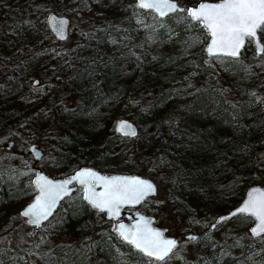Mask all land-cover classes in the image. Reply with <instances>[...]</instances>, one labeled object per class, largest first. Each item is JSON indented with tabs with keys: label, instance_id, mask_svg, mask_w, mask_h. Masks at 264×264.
Instances as JSON below:
<instances>
[{
	"label": "trees",
	"instance_id": "obj_1",
	"mask_svg": "<svg viewBox=\"0 0 264 264\" xmlns=\"http://www.w3.org/2000/svg\"><path fill=\"white\" fill-rule=\"evenodd\" d=\"M177 1L184 9L197 0ZM126 6L138 9L143 23L133 22ZM51 10L69 17L63 39L46 26ZM154 31L166 41L146 52ZM259 35L264 46V32ZM205 40L186 12L158 17L134 0H0V133L15 139L11 152L20 158L31 155L29 142L42 146V168L53 176L84 164L150 176L158 190L139 210L156 222L158 197L179 222L175 233L200 227L208 233L209 223L248 186L264 187V53L255 54L246 41L238 58L214 57L204 53ZM113 105L114 117L136 123V136L114 132L112 119L89 117L93 108ZM76 189L42 223L50 236L70 233L69 241L33 252L2 247L0 264H161L121 241L111 220ZM32 194L30 178L15 184L0 178V200L17 197L23 204ZM249 222L243 214L222 221L213 229L230 224L232 236L211 235L220 240L216 248L194 250L197 239L188 240L189 256L177 259L174 249L164 264H246L255 253L264 257V234L250 236ZM117 252L127 259L120 262Z\"/></svg>",
	"mask_w": 264,
	"mask_h": 264
},
{
	"label": "snow or ice",
	"instance_id": "obj_2",
	"mask_svg": "<svg viewBox=\"0 0 264 264\" xmlns=\"http://www.w3.org/2000/svg\"><path fill=\"white\" fill-rule=\"evenodd\" d=\"M136 6L141 9L154 10L160 17L167 16L177 11L186 12V18L203 25L204 29L210 33L211 43L206 51L214 57L238 58L241 49L246 41L254 42L257 46V53H264V46L260 45L258 32H264V0H218L215 3L201 2L195 8L181 9L176 0H137ZM54 19V18H52ZM142 23V21H139ZM57 23V34L64 37L65 21ZM191 46V45H189ZM256 96V93H251ZM261 100L260 97H257ZM264 102V100H261ZM130 129L127 122H120L118 130L125 135L136 136L135 130ZM79 181L82 185H89L87 192L89 195L85 199L100 209L107 210L109 214H118L120 205L139 203L149 194L155 192L154 185L139 177H112L107 179L97 175L90 169L77 172L71 179L60 183L40 176L36 185L40 190V195L35 202L22 212L25 217H30L29 223L39 226L41 221L47 220L52 215L62 194H66V186L72 181ZM102 181L104 190L96 193L91 187L90 181ZM245 214L254 218L256 226L251 228L253 236L260 237L264 234V191L253 189L249 192L248 198L242 206L237 208L231 216ZM229 217H221L220 221H226ZM218 221V223L220 222ZM137 224L135 230L126 229L125 225H119L120 235L125 241H129L148 257H154L156 261L164 264L175 255L176 241L163 238L161 232L147 227L143 221ZM216 227V225H212ZM191 240L197 237H190Z\"/></svg>",
	"mask_w": 264,
	"mask_h": 264
},
{
	"label": "rangeland",
	"instance_id": "obj_3",
	"mask_svg": "<svg viewBox=\"0 0 264 264\" xmlns=\"http://www.w3.org/2000/svg\"><path fill=\"white\" fill-rule=\"evenodd\" d=\"M125 9L129 18L133 22L139 23V20L143 23V17L138 9H133L130 6H126ZM165 41L166 38L164 36H161L159 32H152L146 40V52L159 51ZM242 86H245V83H243ZM93 109L91 110L89 117H93L94 121L99 122L101 120L113 119L116 106H108L104 111H102L101 108L94 110ZM9 138L13 140V145H15L16 143L13 137L6 136L0 133V143ZM36 145L42 149V146H40L37 142ZM18 161L19 164L18 166H16V163ZM31 162V155L26 158H20L17 153L11 152V149L0 145L1 179L5 178L15 184L24 178H30V176L34 172V166H31ZM35 164L40 165L42 167L40 159H38ZM156 186L158 190V185L156 184ZM79 191V189H76V192ZM157 195L160 196L161 192H158ZM155 199L157 200V202L153 201V204L161 206V213L156 223L158 225L166 226L168 228V233L174 234L176 232V228H178L179 226V222L174 217L170 216V212L168 211L167 206L163 204L158 197ZM21 202L22 201H19L17 197H10L0 200V248L6 246H19L21 248H26L33 252L37 250H45L55 243L69 241L72 238L70 233L59 236H50L48 234V228L42 227L43 224L40 225L41 228H39V226L33 227L26 224L23 218L18 213V209L22 205ZM200 228L198 231H196L200 233V235L195 241L196 245L193 246L194 250H201V248H203L204 246H208L209 250H213L214 248H216L220 240L216 241L211 238V235L214 236L216 233L218 234L219 232H223V235L225 237L232 236V229L230 224L225 226L224 228H211L208 233L204 232L203 228ZM194 231L195 229L193 230V232ZM190 247L191 246L188 243V240L180 236L178 238V246L175 248L177 251L175 255L176 258L179 259L181 257H188ZM218 251L219 252L217 253L221 254L220 249H218ZM257 252H262V250H259ZM256 255H258V253H255L252 257H248L246 264H264V257H261L259 255L258 257ZM116 257L119 259L120 262H123L127 259L124 253L119 252H117Z\"/></svg>",
	"mask_w": 264,
	"mask_h": 264
},
{
	"label": "water",
	"instance_id": "obj_4",
	"mask_svg": "<svg viewBox=\"0 0 264 264\" xmlns=\"http://www.w3.org/2000/svg\"><path fill=\"white\" fill-rule=\"evenodd\" d=\"M201 2L215 3V2H218V0H197L196 2H194L192 4L186 5L184 7V9L195 8ZM176 3L178 4L179 8L182 9V5L180 3H178L177 0H176ZM136 4H137V0H134V5L136 6ZM145 10H148V9H145ZM151 11L156 16L160 17L158 15V13H156L154 10H151ZM52 18H54V19H52ZM60 20H63V21L66 22L65 25H64V37H63V38H65V36L68 34V29H69V17H68V15H66L64 13L57 12V11H53V10L48 11L46 13V15H45V22H46L47 28L54 35V37L57 38V39H63L57 34V31H56V28L58 26L56 22H58ZM201 26L204 29L203 25H201ZM204 31H205V34H206V40H205L202 48H203V51H204V53L206 55H210L206 51V49L209 46V44L211 43V36H210V33H208L206 29H204ZM258 37H259L260 45L263 46V42H262V40L260 38L259 32H258ZM250 43L252 45L253 52L255 54H258L257 53L256 44L254 42H251V41H250ZM36 82H37V78L36 77L31 79V83L32 84H35ZM122 121L123 122H127V125L130 126V129H126V131L127 130H135V132L137 134L138 127H137L136 123L131 118L126 117V116H115L112 119L111 126H112L113 131L118 133L121 136L134 137V136H130V135H125L124 133H122L121 131L118 130V126H119L120 122H122ZM0 145L11 149V151L14 150L13 149V140L11 138H9V139H7L5 141H2L0 143ZM26 150H27V152H29L31 154L32 162H33V165H34V172L30 176V183H31V186L33 188V194L31 195V197L26 202H24L20 206V208L18 209V213L23 218V220H24V222L26 224H28L30 226H33V227H38V226L29 223L28 221H29L30 217L23 216L22 212L25 211L28 208V206H30L32 203H34L36 197L40 195V190H39V188L37 187V185L35 183V181L40 176L45 177L46 179L52 181L53 183H60V182H63L65 180L71 179L79 171L90 169V170L94 171L95 173H97V175H99L101 177H105L107 179H111L112 177H127V178L139 177V178H141L143 180L150 181L154 185L155 189L157 190L156 183L150 178V176L143 175V174L135 172V171H111V172H105V171H102V170H100V169H98V168H96V167H94L92 165H88V164L80 165V166L76 167L74 170H72L71 172H69L67 174L53 176V175H50L48 172H46L40 165H36L35 164V162L40 158L42 151H41V148L39 146H37L34 141H31V142H29L27 144ZM90 185L95 190L96 193L102 192L104 190L102 181L92 180V181H90ZM88 187H89V185H82V184L79 183V181H75V180L72 181L71 184H68L66 186V194H62L61 195V198L58 200L55 208L52 209V214L56 210L59 202L65 196L69 195L76 188H79L83 200L89 205V207L92 210L102 212L103 216L106 219L113 221L112 231L117 235V237L121 241L127 243L133 250L137 251L142 256L148 257L143 252H141L139 249L135 248V246L133 244H131L129 241H125L123 239V237L120 235V232L118 230L120 224L125 225L126 229H132L134 231L137 224H141V227L144 226L143 223L141 222V218H143V221L147 223V227L148 228H151L153 230L161 232L163 238H165V239L175 240L176 241V247L178 246V238L180 236H182L183 238H185V239H187L189 241H191L190 237H197L198 236V232H193V231H187V232L175 233V234L168 233L167 228L165 226L156 224L155 218H154V216L152 214L144 212V211H141V210H139L137 208V206L146 197L143 200H141L139 203H130V204L120 205L119 209H118V214H115V215L109 214V212L107 210L101 211L100 209L94 207L90 203L89 200L85 199V196L89 195V193L87 192ZM253 189H258V190L264 191V187L261 186V185H258V184H253V185L248 186L245 189V191H244L242 197L240 198V200L234 206H232L231 208H229V209L217 214L215 216L214 220L209 223L208 228L211 229V228H213L212 225H214V224L216 225V224H219L220 222H222V221H220L221 217H229V218L233 217V216H231V213H233L237 208L242 206L244 201L248 198L249 192L252 191ZM156 190H155L154 193L149 194L147 197L154 195L156 193ZM243 215H245V214H243ZM51 216H49L48 219ZM249 218H250V222H249V224L247 226V231H248V234L250 236H253L252 233H251V228L256 226V221L254 220V218H251V217H249ZM45 221L46 220L41 221L40 225L42 223H44ZM218 221H220V222L218 223ZM148 258L156 261L154 257H148Z\"/></svg>",
	"mask_w": 264,
	"mask_h": 264
},
{
	"label": "flooded vegetation",
	"instance_id": "obj_5",
	"mask_svg": "<svg viewBox=\"0 0 264 264\" xmlns=\"http://www.w3.org/2000/svg\"><path fill=\"white\" fill-rule=\"evenodd\" d=\"M34 166V165H33ZM113 222V221H112Z\"/></svg>",
	"mask_w": 264,
	"mask_h": 264
}]
</instances>
